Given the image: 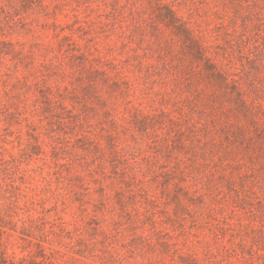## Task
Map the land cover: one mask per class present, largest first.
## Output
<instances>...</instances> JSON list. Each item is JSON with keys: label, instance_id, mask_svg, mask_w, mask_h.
I'll return each mask as SVG.
<instances>
[{"label": "rangeland", "instance_id": "1", "mask_svg": "<svg viewBox=\"0 0 264 264\" xmlns=\"http://www.w3.org/2000/svg\"><path fill=\"white\" fill-rule=\"evenodd\" d=\"M0 264H264V0H0Z\"/></svg>", "mask_w": 264, "mask_h": 264}]
</instances>
